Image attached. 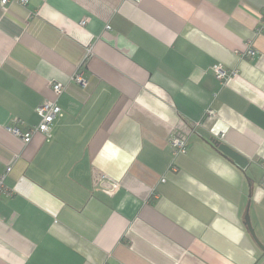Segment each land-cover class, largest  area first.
<instances>
[{
  "label": "crops",
  "instance_id": "0c3cea01",
  "mask_svg": "<svg viewBox=\"0 0 264 264\" xmlns=\"http://www.w3.org/2000/svg\"><path fill=\"white\" fill-rule=\"evenodd\" d=\"M263 16L264 0L0 4V264H264L244 225L248 208L264 245ZM46 100L52 137L25 144L8 126H36ZM94 170L119 189L94 190Z\"/></svg>",
  "mask_w": 264,
  "mask_h": 264
},
{
  "label": "built area",
  "instance_id": "2783aa9c",
  "mask_svg": "<svg viewBox=\"0 0 264 264\" xmlns=\"http://www.w3.org/2000/svg\"><path fill=\"white\" fill-rule=\"evenodd\" d=\"M21 5H26L28 0H18ZM136 2L140 0H134ZM9 2V0H0L1 5H5ZM85 21L81 22V25H84ZM108 28V27H107ZM259 30L264 31V16L259 24ZM247 56L255 55V52L251 49H248L246 52ZM212 74L217 82L221 84L225 83L227 80L231 79L236 75L235 70H226L220 65H215L212 67ZM73 81L77 84H84L85 79L83 77V72H76L73 76ZM52 91L58 97L63 89L61 83H52L51 84ZM36 114L39 116L40 121L36 126H31L25 132H21L17 127L16 123L18 120H13L12 123L8 126V130L15 136L20 137L21 140L27 144L30 142L32 136L36 133H41L47 140L52 137L51 126L52 124L62 116L61 108L57 105L56 100H46L41 103L36 108ZM206 116L211 119L215 116V112L211 109H208L206 112ZM197 128L196 124H190L189 126H178L173 131L169 139V147L171 149L172 155L176 156L179 154H183L186 151V144L189 135L195 131ZM11 168L6 169V173H9ZM92 184L93 188L96 191L104 192L105 194L112 195L114 194L120 187V182L109 178L105 174L94 170L92 174ZM7 193V191L3 187V177H0V194Z\"/></svg>",
  "mask_w": 264,
  "mask_h": 264
},
{
  "label": "water",
  "instance_id": "95a60500",
  "mask_svg": "<svg viewBox=\"0 0 264 264\" xmlns=\"http://www.w3.org/2000/svg\"><path fill=\"white\" fill-rule=\"evenodd\" d=\"M196 134H198L199 136H201L205 141L211 142L217 149V151L224 156L225 158L231 160V162L233 164H235L236 166H238L240 169H245L246 165H247V160L241 156L239 153L235 152L234 150H232L231 148H229L227 145L221 143L220 141H216L214 140L210 134L208 132H206L204 129L202 128H198L196 130ZM249 207V206H248ZM244 225L246 226L251 238L253 239V241L255 242V244L257 245V247L261 250V252L264 254V245H262V243L258 240L255 231L251 225L250 222V218L248 215V208L246 210V214L244 217Z\"/></svg>",
  "mask_w": 264,
  "mask_h": 264
}]
</instances>
